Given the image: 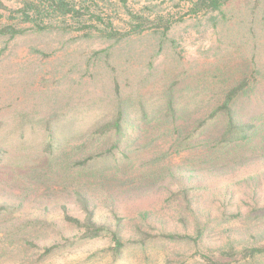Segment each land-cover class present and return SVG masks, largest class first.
<instances>
[{
  "label": "rangeland",
  "instance_id": "1",
  "mask_svg": "<svg viewBox=\"0 0 264 264\" xmlns=\"http://www.w3.org/2000/svg\"><path fill=\"white\" fill-rule=\"evenodd\" d=\"M72 1L79 16L49 15L38 30L14 13L21 0H0V27L23 31L0 35V264H264V252L249 257L264 249V0H218L197 14L196 0ZM237 81L247 93L231 117L255 128L242 145H216L225 117L193 152L169 123L138 137V103L153 110L173 94L193 106L177 123L184 134ZM120 102L135 108L118 167L101 158L76 168L115 142L92 133ZM85 203L119 253L109 236L86 237Z\"/></svg>",
  "mask_w": 264,
  "mask_h": 264
},
{
  "label": "trees",
  "instance_id": "2",
  "mask_svg": "<svg viewBox=\"0 0 264 264\" xmlns=\"http://www.w3.org/2000/svg\"><path fill=\"white\" fill-rule=\"evenodd\" d=\"M218 3V0H196L194 1V3H192L191 11L194 14H197L198 12H202V10L216 9L218 7ZM79 11L80 10L77 9V5H75L72 0H21L20 7L16 9L14 13L18 14L21 23L33 24L35 25L34 28L38 30H44L45 28H47V25L50 23L51 20L50 17L47 16L52 15L56 18L75 19V17L79 16ZM45 18H48L49 20L47 21V19ZM12 24L13 23L8 22L2 27H0V35H9L10 37H14L23 33L21 29H18L15 25ZM168 28L169 25H167L164 30H167ZM238 82L239 81H237L236 83L231 82L229 85L225 86L223 90L224 93L222 99L215 107L213 106L208 109L207 112L209 113L206 117H199L196 121H192L195 123L193 125H191V122H186L183 127L185 128L184 134L183 132H180L182 126H178L177 123L180 121H186L182 116L185 113V116L192 114L193 106H182V102L176 99L173 94H169L167 96L165 100L166 103L164 106L163 104H158L154 107L153 110H148L149 105L147 103H138L143 120L142 122L138 121L139 130L136 131L137 135L143 126L150 125L153 122H156L158 126H164L166 123H169L172 125L171 130L173 131V140H175V138L177 137L176 140H178L179 143L182 144L181 152H193L204 148L210 143L204 141L203 139V133L205 132L207 127L211 123L218 121L221 123L222 126V118L225 117V130L223 131L222 137L219 138V141L216 143V145H221L225 148H234L242 145L249 138L248 131L252 130L253 132L255 128L253 125L243 127L242 125L237 124V121H234L231 117L232 109L234 108L235 103L238 99L242 97L243 93H247L246 88H243V86L241 87L242 84L240 83L241 85H239L237 84ZM204 89L205 88L203 86L198 84L194 86V90L196 91L197 95H200L201 91ZM125 104L128 103L120 102L116 104L115 107L111 109L112 111H114L115 118L104 122V126H97V129H94L92 133V135L97 138H110V135H114L116 137L115 142H112V145L109 146L107 151L102 155H100V153H96L89 156L79 157L78 159L74 160L72 164L76 168L84 170L91 163L96 162L101 158H109L110 161H112L110 162V164L118 167L120 161L116 159L117 156L115 152L119 151L120 144L124 143L125 141V139H123V130L126 129V124L127 122H129L127 120V110L135 108L133 103H129L126 109ZM149 114H163V119L149 120ZM98 122L99 121H97V123ZM138 137L141 138V132L139 133ZM49 139L50 145H53V139L51 137H49ZM173 142H170V148H172ZM124 156L126 157V155ZM127 160H129V158ZM124 164L130 165L129 163ZM84 206V211L86 212L85 219L88 224L87 226V224L85 223V227L87 228L86 237L97 238L100 236H109L113 244L114 252L119 253L124 248V244L122 243L118 235L115 232L110 231L106 227L104 228L103 226H97L95 224L94 215L92 211L88 209L86 203ZM68 220L74 222L77 226H83L78 220L71 218H68ZM168 238L175 239L177 237L174 236ZM52 250V248L46 249V254L51 252ZM251 251L252 253L249 254V257L263 253L264 249L255 248Z\"/></svg>",
  "mask_w": 264,
  "mask_h": 264
}]
</instances>
